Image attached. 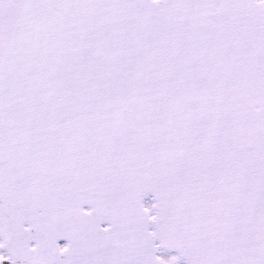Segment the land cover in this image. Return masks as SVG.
<instances>
[{"label":"snow or ice","instance_id":"obj_1","mask_svg":"<svg viewBox=\"0 0 264 264\" xmlns=\"http://www.w3.org/2000/svg\"><path fill=\"white\" fill-rule=\"evenodd\" d=\"M0 264H264V0H0Z\"/></svg>","mask_w":264,"mask_h":264}]
</instances>
